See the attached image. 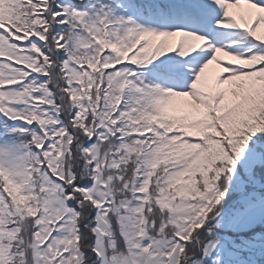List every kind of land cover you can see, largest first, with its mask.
<instances>
[{
    "label": "snow or ice",
    "instance_id": "6c2138e0",
    "mask_svg": "<svg viewBox=\"0 0 264 264\" xmlns=\"http://www.w3.org/2000/svg\"><path fill=\"white\" fill-rule=\"evenodd\" d=\"M0 264H264V0H0Z\"/></svg>",
    "mask_w": 264,
    "mask_h": 264
}]
</instances>
